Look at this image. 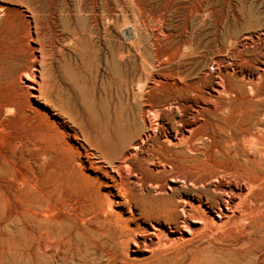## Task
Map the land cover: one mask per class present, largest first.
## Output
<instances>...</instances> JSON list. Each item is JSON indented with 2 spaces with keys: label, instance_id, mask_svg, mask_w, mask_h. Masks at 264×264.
Wrapping results in <instances>:
<instances>
[{
  "label": "bare ground",
  "instance_id": "6f19581e",
  "mask_svg": "<svg viewBox=\"0 0 264 264\" xmlns=\"http://www.w3.org/2000/svg\"><path fill=\"white\" fill-rule=\"evenodd\" d=\"M9 4L22 31L5 106L57 124L97 188L86 219L49 221L22 190L14 211L0 200V264H261L264 10L0 0V25Z\"/></svg>",
  "mask_w": 264,
  "mask_h": 264
},
{
  "label": "rangeland",
  "instance_id": "374dc122",
  "mask_svg": "<svg viewBox=\"0 0 264 264\" xmlns=\"http://www.w3.org/2000/svg\"><path fill=\"white\" fill-rule=\"evenodd\" d=\"M35 1H40L48 9H52L58 2ZM211 1L218 8V17L221 19L233 16L242 8L264 10V0ZM20 9L17 5L9 4L4 20L2 19L4 25H0V200L8 202V209L14 211L22 206L21 193L24 192L25 196L45 202L49 208L56 209L54 214L43 216L49 221L79 217L86 219L97 185L88 177L86 171L75 166L78 156L72 139L61 134L57 130V124L38 112L24 116L21 110L11 111L10 106H5L16 100L14 90L7 85L4 78L10 73V59L17 55L20 48L17 44V31H22V23H19L22 20ZM64 52L68 54V50ZM90 73L87 67L81 73H74L86 85L85 93L88 95L92 91ZM59 243L62 242L58 239L55 242L49 239L45 242L47 246L55 247L61 252Z\"/></svg>",
  "mask_w": 264,
  "mask_h": 264
}]
</instances>
